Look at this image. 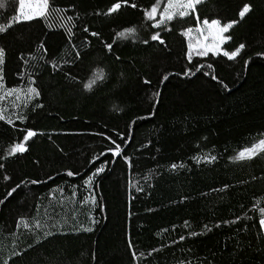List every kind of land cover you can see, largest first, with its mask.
Masks as SVG:
<instances>
[{"label": "trees", "instance_id": "1", "mask_svg": "<svg viewBox=\"0 0 264 264\" xmlns=\"http://www.w3.org/2000/svg\"><path fill=\"white\" fill-rule=\"evenodd\" d=\"M2 2L0 264H99L113 189L127 182L137 264H264V153L234 159L264 139V0H203L161 28L143 16L153 0H129L137 8L109 16L97 13L113 0H51L73 17L71 37L42 19L7 27L17 5ZM245 3L251 11L240 18ZM196 15L235 20L222 47L245 48L231 61L189 62L181 32ZM125 28L135 32L118 36ZM156 32L164 44L151 40ZM29 87L39 96L28 98ZM27 129L37 135L9 156Z\"/></svg>", "mask_w": 264, "mask_h": 264}, {"label": "snow or ice", "instance_id": "2", "mask_svg": "<svg viewBox=\"0 0 264 264\" xmlns=\"http://www.w3.org/2000/svg\"><path fill=\"white\" fill-rule=\"evenodd\" d=\"M203 0H153L151 3V6L147 9L143 10V16L146 21L151 22L152 28H161L162 26L166 25L168 22L173 21L176 18H185L191 14L196 13L197 6L201 4ZM14 3L17 5L14 9L15 15L12 16L11 20L9 21V24L7 27H11L12 22H27V21H33L35 19H42L47 23V26L51 28L54 24L59 25L61 28H65L68 32L69 37L72 36V29L68 26L72 20V16H64L62 13L65 11L64 9H61L59 7H55L52 5L51 0H14ZM4 4L2 0H0V7H3ZM128 6L133 9L137 8L136 3L129 4V0H113L111 2L110 6L107 7V10L103 13H97V15L103 14L106 16L118 13L122 7ZM251 11V5L248 3L243 4L242 8L239 9L238 15L240 18H243L247 13ZM157 16H159V19H157ZM196 24L195 27H187L186 29L182 30L181 35L184 36L187 39V52L186 56L189 62L192 61L193 55L195 54L198 57H207L209 53H211L213 56H219L222 55L223 57H226L228 60H234L241 51L245 48V45L243 43L239 44L237 47H235L234 50H225L222 46L226 43V41L230 40L231 37L228 35H225L229 32V30L233 27V25L236 23L235 20H231L228 22H223L221 19L218 18H212L209 19L207 17L201 18L199 15H196ZM170 30V29H166ZM6 31V26L0 25V33H4ZM83 31L88 32V28L85 27ZM135 32L134 28H125L123 31L117 33L118 36L122 38H126L129 34H132ZM92 36H97L98 33L92 32ZM152 41L159 40L160 44H164V40L160 38V33L156 32L155 34L151 35ZM144 43H148L147 40L144 41ZM40 47H44L43 44L40 45ZM108 48H111V45H107ZM5 49L0 48V88H4L5 85L3 83L4 76H3V65L5 64ZM78 55V54H77ZM35 59V57H33ZM248 62L245 61V64ZM200 67H203L201 65ZM200 67L196 68V71H200ZM209 68L212 67V65H208ZM191 69L187 70L184 74L188 75V72H190ZM207 75V73H205ZM165 80L168 79L167 76L164 77ZM212 79H216L215 76L212 77ZM95 81H93L94 83ZM145 83H148V81H145ZM86 87H91V85H86ZM16 89H9L7 95H12L13 93H16ZM26 96L28 98H31L32 96H39V92L35 87H29L27 89ZM19 98V97H17ZM4 99V97L0 96V100ZM37 107H40V105H37ZM5 116L2 114V110H0V120H4ZM20 120H23L24 117L20 116ZM8 123L11 124L12 120L9 119ZM26 134L23 135V142L15 143L13 146L10 147L8 150V155H14L16 153H24L26 151L25 143L29 141L32 137H35L37 133L33 131L32 129L24 130ZM121 153V147L119 144L116 145L113 154L114 155H120ZM260 153H264V139H259L257 142H254L251 144L250 147H245L242 150H240L234 157L235 160L242 161L246 159H252L255 156H257ZM205 159L215 160V157H205ZM4 165L0 164V168H3ZM172 168H176V165H171ZM103 171V168H98L96 170L97 173ZM68 176H73L74 173L72 171L67 172ZM5 180H8L9 177L5 176ZM93 177L89 176L86 185L90 184ZM39 181L32 180V184H36ZM20 185L17 184L14 188L11 189L7 193L8 196H11L17 188H19ZM76 193L73 192L72 196H75ZM3 200H0V203H3ZM95 202V201H93ZM259 227L261 231H264V207L259 208ZM187 224V222H185ZM25 227H28L27 224H25ZM37 227H41L39 224V221H37ZM205 228H207V225H205ZM84 231H92L91 228H83ZM192 235H196L197 233L193 232ZM48 235H52L51 232H48L45 234V238H47ZM181 240L184 239L183 236L180 237ZM129 247L131 248L132 245L129 244ZM133 258H135V253H133ZM4 264H8V261L5 260Z\"/></svg>", "mask_w": 264, "mask_h": 264}, {"label": "rangeland", "instance_id": "3", "mask_svg": "<svg viewBox=\"0 0 264 264\" xmlns=\"http://www.w3.org/2000/svg\"><path fill=\"white\" fill-rule=\"evenodd\" d=\"M194 56L196 55L194 54ZM126 166L128 167V164ZM128 191L129 182H127L124 188L120 185L117 189H113L112 193L114 198L111 201L113 207L111 227L104 240L102 247L103 253L99 264H137L135 258H133L132 249L129 247L127 234Z\"/></svg>", "mask_w": 264, "mask_h": 264}]
</instances>
